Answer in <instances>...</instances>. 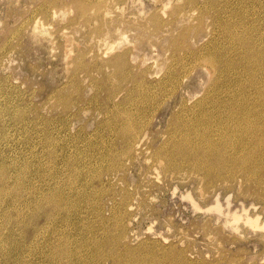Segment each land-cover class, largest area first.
Returning <instances> with one entry per match:
<instances>
[{
  "label": "rangeland",
  "instance_id": "rangeland-1",
  "mask_svg": "<svg viewBox=\"0 0 264 264\" xmlns=\"http://www.w3.org/2000/svg\"><path fill=\"white\" fill-rule=\"evenodd\" d=\"M189 2L0 0V119L6 130V135L0 136V171L5 169L9 176L7 184L12 187L15 172L24 169L29 183L21 188V192L26 186L35 185V204L37 207L41 204L42 208L36 221L42 226L38 227L37 234L35 232V241L40 242L35 256L24 252L30 261L58 264L59 260L47 259L43 250L57 253L65 248L77 250L80 246L87 252L86 264H93V254L98 250L95 246L101 244L103 251H112L110 244L115 242L112 245L120 252L121 264H181L186 258L191 264H264V237L260 240L256 230L246 223H242L239 230L225 226L223 217L219 218L220 211L207 209L216 202L214 197L207 200L208 205L201 207L202 210L197 207L195 200H201L200 188L208 190L212 186H206L201 178L203 173L197 169L178 165V161L165 155L172 151L169 150L172 148V131L182 118L187 121L193 117V120L199 119L210 110L220 113L213 107L230 97L236 107L243 100V109L247 111L260 105L255 93L258 87L264 92V0L218 1L230 7L227 24L231 25V31L251 38L260 36L255 50L261 51L263 61L259 67L254 65L256 73L246 69L247 63L241 58L244 55L242 47L232 43L229 35L220 34L218 22L215 25L209 15L214 7L207 4L206 9V0H197L193 6ZM245 10L247 17L244 18ZM157 17L165 19L167 24L159 25ZM240 24L247 25L243 28ZM254 26L257 29L253 32ZM210 52H216L220 57L221 69L214 79H209L210 62L205 58ZM231 58L237 61L235 66L229 67ZM167 63L176 65L181 75L189 72L176 91L175 81L163 83L159 80L168 68ZM183 64L187 70L182 69ZM122 69L127 71L128 77ZM189 107L195 109L194 115ZM193 120L189 124L191 129L195 127ZM131 125L145 150L135 151L125 145L122 137ZM136 149H139L137 145ZM156 155H160L159 158ZM160 160H165V166ZM255 182L264 185V177L260 175ZM53 192L63 193L69 208L72 204L70 210H78L76 214L68 208L61 211V215L72 218H52L55 217L51 214L54 213L52 207L42 206L46 203V193ZM123 200L125 205H121ZM127 202L131 204L127 205ZM221 202L227 210L226 198H221ZM251 202H255L256 207L262 204L258 199L246 201L247 204ZM7 204L2 214L0 211V220L2 215L8 214L14 219L20 212L30 213L27 206H22V211L8 207V211ZM234 206L232 203V210ZM45 211L51 215H45ZM6 223L3 230L11 241L10 251L19 239L15 238L18 235L16 229L7 230L14 220ZM45 230L46 239L43 236ZM25 236L29 241L34 233ZM87 236L92 237L93 242L86 240ZM171 245L174 251L169 250ZM21 252L22 249L16 247L12 258L0 254V264H22L17 256ZM109 253L107 251V255ZM160 255L163 257L159 258ZM174 256L175 260H171ZM104 258L99 256L96 263H113L111 256ZM73 264L82 263L75 261Z\"/></svg>",
  "mask_w": 264,
  "mask_h": 264
},
{
  "label": "bare ground",
  "instance_id": "bare-ground-1",
  "mask_svg": "<svg viewBox=\"0 0 264 264\" xmlns=\"http://www.w3.org/2000/svg\"><path fill=\"white\" fill-rule=\"evenodd\" d=\"M191 2V6L196 5V1L197 0H187ZM219 0H206L205 2V6L207 9V4H211L214 7V11L212 10V13H210L209 15L212 16V20L214 22V24L216 25L218 22L219 25V32L220 34H222L224 37H226L227 35H229L233 40L232 43L238 44V47H242L240 48L241 50L244 51V55L241 56V58L244 60L245 63H247L246 65V69L248 71H251L254 73L257 72L256 67H254L255 64H257L256 66H260V63H262L263 61V57H260V55L262 54L261 51L255 50V47H258L259 42H258V38H251L249 37L247 34L241 35V32L236 33V30L231 31V25L227 24L229 19L227 18V11L230 9V7L226 4L223 3H218ZM184 2V1H183ZM189 2V3H190ZM185 3V2H184ZM188 4V3H185ZM190 5V4H189ZM186 6V5H185ZM209 7V6H208ZM67 8V7H65ZM205 8V7H204ZM203 8V9H204ZM210 8V7H209ZM211 9V8H210ZM211 11V10H210ZM190 13V12H189ZM206 13V12H205ZM238 14V12H235ZM186 14V13H185ZM242 14V12H240V15ZM45 15L48 16V14L45 13ZM160 16V13L158 14ZM239 15V16H240ZM243 17H247V11L245 10L244 13L242 14ZM260 16V15H259ZM158 18V17H157ZM159 19V18H158ZM37 21V20H36ZM224 24H223V22ZM39 22V21H38ZM37 22V23H38ZM166 20L160 18L159 19V25L161 26H165ZM169 24V22H168ZM247 24H240V26H242L243 28L246 26ZM237 26V24H236ZM43 27V26H42ZM233 28V27H232ZM40 29H42L40 27ZM257 28L254 26L253 28V32L256 30ZM42 33L43 30H41ZM263 35V34H261ZM45 36V35H44ZM182 38V37H181ZM205 46V45H204ZM177 47H179L177 45ZM175 48V46H174ZM180 48V47H179ZM199 48V47H198ZM177 49V48H176ZM192 49V48H191ZM190 49V50H191ZM228 49V48H227ZM226 49V50H227ZM197 50V49H196ZM255 50V51H254ZM175 51V49L173 50ZM188 51V50H186ZM195 52V51H194ZM229 52V51H228ZM180 53V52H179ZM201 53V52H200ZM174 55V54H173ZM205 55V54H204ZM191 56V55H190ZM207 62H210V66L207 68L208 70V74H209V79H214L216 77V75H218L217 73L219 72V70L221 69L220 67V57L213 52H210L209 55H205ZM174 57V56H173ZM187 57V56H186ZM202 57V56H201ZM233 57V56H232ZM188 58V57H187ZM186 58V59H187ZM193 58V57H192ZM203 58V57H202ZM201 58V60H202ZM124 59V58H123ZM127 59V58H126ZM181 59V58H180ZM184 59V57H183ZM185 59V60H186ZM188 59H191L188 58ZM187 59V60H188ZM174 60V58H173ZM179 60V59H178ZM192 60V59H191ZM205 60V59H204ZM120 61V60H119ZM129 61V60H128ZM180 61H184V60H180ZM198 61V60H197ZM229 61V60H228ZM237 61V60H236ZM234 60V58H231V60L229 61V67H231L232 65L235 64L236 62ZM127 62V61H126ZM172 62V61H171ZM170 62V63H171ZM175 62V61H174ZM226 62V61H225ZM119 63V62H118ZM125 63V62H124ZM173 63V62H172ZM181 63V62H180ZM179 63V64H180ZM96 64V62H95ZM128 64V63H127ZM169 63H167V69L165 70V73L160 76L161 81H164L163 83H165V81H175V86H174V91L177 90V88H179V85L183 83L184 81V77L186 75H188V71H185V74H180V72L178 71V68L176 65L171 64L168 65ZM205 64V63H204ZM222 64V63H221ZM122 65H124L122 63ZM181 65V64H180ZM192 65V64H191ZM199 65V64H198ZM206 65V64H205ZM118 66V65H117ZM119 66L120 63H119ZM132 65H130L131 68ZM150 64L148 65L147 69H149ZM194 66V64H193ZM235 66V65H234ZM98 67V65H97ZM96 67V69H97ZM129 67V64L128 66ZM152 67V66H151ZM196 67V64H195ZM206 67V66H205ZM133 68V67H132ZM190 68V67H189ZM188 68V69H189ZM233 68V67H232ZM231 68V69H232ZM235 68V67H234ZM101 69V66L100 68ZM127 70V68H125ZM182 69L187 70L186 65L183 64ZM228 69V68H227ZM240 69V67H239ZM123 70V69H122ZM125 70V71H126ZM180 70V69H179ZM223 71H225V69L222 68ZM236 70V69H235ZM124 71V70H123ZM124 71V73H125ZM128 71V70H127ZM126 71V72H127ZM132 71V70H130ZM144 71V70H143ZM153 72V71H152ZM146 73V70H145ZM144 73V74H145ZM148 73V72H147ZM146 73V74H147ZM240 73V72H239ZM126 74V73H125ZM123 74V75H125ZM129 74V73H128ZM145 74V75H146ZM130 75V74H129ZM132 75V74H131ZM191 75V74H190ZM118 76V75H117ZM122 76V75H121ZM127 76V74L125 75ZM124 76V77H125ZM136 76V75H135ZM147 76V75H146ZM145 76V77H146ZM264 76V75H263ZM123 77V78H124ZM128 77V76H127ZM131 77V76H130ZM151 77V76H150ZM187 77V76H186ZM185 77V78H186ZM189 77V76H188ZM219 77V76H217ZM6 79V77H4ZM3 78V79H4ZM122 77H119V79ZM142 78H144L142 76ZM153 78V77H152ZM220 78V77H219ZM218 78V79H219ZM232 78V77H231ZM240 78V77H239ZM104 79V78H103ZM110 79V78H108ZM127 78H125L124 80H126ZM129 79V78H128ZM138 79V78H137ZM157 79V77H156ZM96 80V79H95ZM100 80V79H99ZM112 80V78H111ZM139 80V79H138ZM143 80H146L143 79ZM151 80V79H150ZM153 80V79H152ZM240 80V79H239ZM4 81V80H3ZM12 81V80H11ZM135 81H137L135 79ZM141 81V80H140ZM212 81V80H211ZM210 81V82H211ZM105 82V81H104ZM126 82V81H125ZM148 81H146L145 83H147ZM153 82V81H151ZM186 82V81H185ZM220 82V81H219ZM230 82V81H228ZM239 82V81H238ZM237 82V83H238ZM7 83V82H6ZM107 83V81H106ZM149 83V82H148ZM215 83V82H214ZM223 83V81L221 82ZM141 85V83H138ZM250 84H252V82H250ZM2 85V84H0ZM6 85V84H5ZM105 85V84H104ZM103 85V86H104ZM112 85V84H111ZM132 85V84H131ZM135 84H133L134 87ZM187 85V84H186ZM259 85V84H258ZM4 86V85H3ZM2 86V87H3ZM109 86V85H106ZM156 86V85H155ZM162 86V85H161ZM224 86V85H223ZM111 87V86H110ZM132 87V86H131ZM218 87V86H217ZM225 87V86H224ZM223 87V88H224ZM246 87V86H244ZM250 87H252L250 85ZM257 87V86H256ZM136 88V86H135ZM139 88V87H138ZM232 88V87H231ZM6 89V88H5ZM148 89V87H147ZM151 89V87H150ZM149 89V90H150ZM154 89V88H153ZM180 89V88H179ZM237 89V88H236ZM255 89V88H254ZM132 90V88H131ZM135 90V89H134ZM140 90V89H139ZM218 90V89H217ZM142 91V90H141ZM145 91V90H144ZM207 91V89H206ZM227 91V90H226ZM215 92V91H214ZM241 92V91H240ZM147 93V92H146ZM149 93V92H148ZM151 93V91H150ZM207 93V92H206ZM231 93V92H230ZM234 93V92H233ZM264 92H262V88L258 87L256 90V95H257V101H259V106L257 103L256 108H252L250 111L243 109L244 107V101L241 100L237 105V107L235 106V104L233 105V103L231 102V97L224 99L223 102L220 101L219 103H217V105H215L213 108H216V111L220 112L215 114L214 112L211 113V110L209 111V113H203V115L198 119L196 118L195 120L194 117L193 119L190 120H186L187 118H182L180 121H178L177 125L175 126V130L172 131V140H171V144L172 148H168L169 150L172 149V151L167 152L165 150V155L168 156L172 161L177 162L178 161V165H190L192 166L194 169H197L198 172L203 173L201 175V178L207 183L206 186L211 185L212 187L208 190H205L204 187L200 188L201 189V193L199 194V201L195 200V204L197 207H199L201 209V207L208 205L207 200L210 197H214L216 198V202L214 204H211L210 206H207L208 210L209 209H215L220 211L221 214H219V218L223 217V224L225 226H228L230 228H233L234 230H239L242 223H246L248 225H250L251 227L254 228V230H256V233H258L260 240L263 239L264 237V224H262V220L264 219V216L262 217L261 215L264 214V185L259 183V182H255L258 180L259 176H263L264 177V108L262 107V104L264 103ZM242 94V93H241ZM253 94V95H255ZM140 95V94H139ZM153 95V93H152ZM171 95V94H170ZM255 95V96H256ZM172 96V95H171ZM228 96V95H227ZM234 96V95H233ZM240 96V95H239ZM252 96V94H251ZM184 97V96H183ZM182 97V99H183ZM212 97V96H211ZM238 97V96H237ZM235 97V98H237ZM246 97V96H245ZM129 98V97H128ZM201 98V97H200ZM234 98V97H233ZM252 98V97H251ZM250 98V99H251ZM26 99V98H25ZM187 99V98H186ZM185 100V99H184ZM215 100V99H214ZM237 100V99H236ZM105 101V100H104ZM182 101V100H181ZM201 101V100H200ZM212 101V100H211ZM219 101V100H218ZM103 102V101H102ZM197 102V100H196ZM249 102V101H248ZM181 103V102H180ZM183 103V102H182ZM187 103V102H186ZM236 103V102H235ZM256 103V102H255ZM146 104V103H145ZM104 105V104H103ZM185 104H183L184 106ZM196 105V104H195ZM251 105V104H250ZM254 105V104H253ZM206 106V105H205ZM204 106V107H205ZM218 108H217V107ZM101 107V106H100ZM105 105L102 106V108L104 109ZM191 107V106H190ZM189 107V110L191 109ZM101 108V109H102ZM185 108V107H184ZM183 108V109H184ZM209 108V107H208ZM102 109V110H103ZM115 110V109H114ZM188 110V109H187ZM202 110V109H201ZM186 111V110H185ZM190 111L194 112L195 109L192 108ZM189 111V112H190ZM35 112H37L35 110ZM111 112V111H110ZM121 112V111H120ZM188 112V115H189ZM249 112V113H248ZM18 113V112H17ZM23 113V112H22ZM29 113V112H28ZM40 113V112H39ZM105 113V112H104ZM199 113H201V111H199ZM114 114V113H113ZM195 112L192 114L194 115ZM108 115V114H107ZM21 116V114L19 115ZM32 116V115H31ZM39 116V115H38ZM105 116V114H104ZM185 116V115H184ZM217 116L219 117V119H216ZM28 117V116H27ZM183 117V116H182ZM198 117V116H197ZM30 118V117H28ZM32 118V117H31ZM130 118V117H128ZM133 118V117H132ZM136 118V117H135ZM179 118V117H178ZM181 118V117H180ZM80 119V118H79ZM15 120V118L13 119ZM132 120V119H131ZM134 120V119H133ZM178 120V119H177ZM194 121L195 123V127L194 129H191L189 127V124L191 123V121ZM199 120V121H198ZM49 122V121H48ZM134 122V121H133ZM171 122V121H170ZM4 122L0 119V136H4L5 134V124H3ZM132 123V121L130 122ZM119 124V123H118ZM136 124V123H135ZM176 124V123H175ZM126 125V124H124ZM123 125V126H124ZM133 125V124H132ZM131 125V126H132ZM116 126V125H115ZM119 126V125H118ZM130 126V124H129ZM172 126V125H171ZM181 127L180 129H177L178 127ZM126 128V127H125ZM123 129V128H122ZM133 126L126 128L125 129V133L124 137L125 138V145L127 147H129L130 149L133 148V150L135 151H143L145 150L144 148H141L142 143L141 140H137L136 138L139 137V134H135L134 132ZM139 129V128H138ZM82 130V129H81ZM120 130V129H119ZM2 131V133H1ZM114 131V130H113ZM117 132V131H116ZM115 132V133H116ZM176 132V133H175ZM123 133V132H122ZM103 134V133H102ZM180 134V135H179ZM6 135V134H5ZM121 138V139H122ZM34 139V138H33ZM201 139V141H199ZM74 143V142H73ZM124 143V142H123ZM121 144V143H120ZM137 148H139L138 150L136 149V145ZM77 145V144H76ZM124 144L122 146H125ZM121 146V147H122ZM162 146V145H161ZM165 146V145H164ZM163 146V147H164ZM9 147V146H8ZM119 147V148H121ZM168 147V145H167ZM110 148V147H109ZM160 148V147H159ZM158 148V149H159ZM232 148V150H231ZM252 148H257L256 151L252 150ZM8 149V148H7ZM75 149V148H74ZM124 149V148H123ZM127 149V148H126ZM163 149V148H161ZM4 150V148H3ZM23 151V150H22ZM117 151V150H116ZM125 151V150H124ZM123 151V152H124ZM159 151V150H158ZM162 151V150H161ZM30 152V151H29ZM74 152V151H73ZM111 152V151H110ZM113 152V151H112ZM122 152V153H123ZM126 152V151H125ZM33 153V152H32ZM159 152H157L158 154ZM162 153V152H161ZM160 153V154H161ZM3 154V153H2ZM25 154V153H24ZM23 154V155H24ZM30 154V153H29ZM55 154V153H54ZM77 154V153H76ZM118 154V153H117ZM121 154V153H120ZM125 154V153H124ZM154 154V153H153ZM21 155V154H20ZM53 155V154H52ZM74 155V154H73ZM72 155V156H73ZM164 155V156H165ZM28 156V155H27ZM99 156V155H98ZM119 156V155H118ZM157 156V155H156ZM160 155H158L157 157L159 158ZM163 156V155H162ZM163 156V157H164ZM18 157V156H17ZM22 157V156H21ZM120 157V156H119ZM15 158V157H14ZM156 158V159H158ZM1 159V157H0ZM20 160V159H19ZM155 160V159H154ZM159 160V159H158ZM157 160V161H158ZM117 161V160H116ZM165 161V160H164ZM164 161L160 160V162L164 164ZM118 162V161H117ZM26 163V162H25ZM157 163V162H156ZM170 163V162H169ZM172 163V162H171ZM17 164V163H16ZM19 164V163H18ZM24 164V163H23ZM98 164V163H97ZM27 165V164H26ZM35 165V164H34ZM116 165V164H115ZM118 165V164H117ZM160 165V164H158ZM169 165V164H168ZM103 166V165H102ZM109 166V165H108ZM161 166V165H160ZM165 166V164H164ZM177 166V165H176ZM76 167V165H75ZM163 167V166H162ZM169 167V166H168ZM174 167V166H173ZM108 168V167H107ZM167 168V167H166ZM192 168V169H193ZM16 169V168H15ZM28 169V168H27ZM111 170V168H109ZM168 169V168H167ZM166 169V170H167ZM177 168H175L176 170ZM102 170V169H101ZM164 170V168L162 169ZM173 170V169H172ZM174 172H177L175 171ZM29 171V170H27ZM165 171V170H164ZM183 171V170H182ZM185 171V170H184ZM196 171V170H195ZM56 172V171H55ZM104 172V169H103ZM106 172V171H105ZM109 172V171H108ZM114 172V171H113ZM167 172H169L167 170ZM193 172V171H192ZM28 173V172H27ZM164 173V172H163ZM241 173V174H240ZM111 174V173H110ZM168 174V173H167ZM173 174V171H172ZM170 174V176L172 175ZM181 174V171H180ZM179 174V175H180ZM191 174V173H189ZM193 174V173H192ZM195 174V173H194ZM193 174V175H194ZM15 177L13 178V186H9L7 184V179L9 178L7 172H5V169L2 170V172L0 171V211L2 214V210L4 209V205H6V203H8L7 205V209L8 211L10 210L8 207L10 208H17V210H21L22 206H27L28 207V212L30 211V213H24L20 212L19 215L14 219L10 216V215H6L4 217V215H2V219L0 220V254L8 256L10 258H12L13 256V250L17 248L22 249L21 253H18L17 256L20 257V263L22 264H35V262L33 260L30 261V258L27 257V254H25L24 252L27 251L29 255H34L35 256V251H36V246L40 244L39 241H35V232L37 234L38 230L40 229V226H38V222L36 221V218H38L41 214V204L37 207V205L35 204V185H28L24 188V190L21 192V188L26 184L29 183L27 180V176H26V171L24 169H21L20 171L15 172ZM28 175V174H27ZM49 175V174H48ZM114 175V174H113ZM166 175V173L164 174ZM176 175V174H175ZM108 176V175H107ZM116 176V175H114ZM118 176V175H117ZM196 176V175H195ZM47 177V176H46ZM167 177V176H165ZM174 177V176H173ZM172 177V179H173ZM191 177V175H190ZM108 179V178H107ZM111 179V178H110ZM199 179V178H198ZM255 180V181H254ZM174 181V180H173ZM202 181V180H201ZM36 182V181H35ZM151 182V181H150ZM217 182V183H216ZM200 183V182H199ZM202 183V182H201ZM38 184V183H37ZM139 184V183H138ZM141 184V183H140ZM8 185V186H7ZM118 185V184H117ZM115 185V186H117ZM136 185V184H134ZM144 185V184H143ZM141 185V186H143ZM109 186V184H108ZM107 186V187H108ZM111 186V185H110ZM140 186V185H139ZM136 186H134L135 188ZM144 187V186H143ZM142 187V188H143ZM152 187V186H151ZM201 187V186H200ZM118 188V186H117ZM127 188V187H125ZM140 188V187H139ZM198 188V187H197ZM209 188V187H206ZM38 189V188H37ZM60 189V188H59ZM72 189V188H71ZM137 189V188H136ZM141 189V188H140ZM139 189V190H140ZM145 189V188H144ZM199 189V188H198ZM47 190V189H46ZM80 190V189H79ZM97 190V189H96ZM100 190V189H98ZM126 190V189H125ZM130 190V189H129ZM142 190V189H141ZM195 190V189H194ZM48 191V190H47ZM101 191V190H100ZM198 191V190H197ZM16 192V193H15ZM24 192V193H23ZM98 192V191H97ZM45 193V192H44ZM48 193V192H47ZM44 196V198L46 197V203L42 204L45 205V207H52V209L54 210V213L52 212L51 214L54 215L55 217L52 218H56V217H61L63 219L68 220L69 218H72L73 216H64L61 215V211L65 210V209H69V204H67V200L65 195H63V193H50ZM81 193V192H80ZM101 193V192H100ZM110 193V192H109ZM112 193V192H111ZM19 194V195H18ZM116 194V192H115ZM121 194V193H120ZM145 194V193H144ZM18 195V196H16ZM122 195V194H121ZM150 195V194H148ZM12 196V197H11ZM15 196V197H14ZM130 196V193H129ZM141 196V195H140ZM115 197V196H114ZM132 197V196H131ZM148 198V197H147ZM221 198H226V202L228 205L227 210H225V208L223 207V204L221 202ZM236 198V202L234 201V199ZM41 199V198H40ZM116 199V198H115ZM129 199V198H128ZM131 199V198H130ZM141 199V198H140ZM145 199V197H144ZM249 199H258L262 202V204L259 207H256V203L255 202H251L250 204H247L246 201ZM126 200V199H125ZM138 200V199H137ZM146 200V199H145ZM140 201V200H139ZM42 202V200H41ZM126 202V201H125ZM145 202V201H144ZM118 203V202H117ZM234 203L235 204V208L234 210L231 209V204ZM125 205L124 200L121 201V205ZM131 202H127V205H130ZM143 204V202H142ZM146 204V202H145ZM194 204V206H195ZM240 204V205H239ZM36 205V206H35ZM90 205V203H89ZM88 205V206H89ZM117 205V204H116ZM139 205V204H138ZM85 206V205H84ZM140 206V205H139ZM138 207V206H137ZM120 209V208H119ZM124 209V208H123ZM128 209V208H127ZM133 209V208H132ZM16 210V209H15ZM14 210V211H15ZM25 210V211H27ZM116 210V209H115ZM196 210V209H195ZM202 210V209H201ZM22 211V210H21ZM48 211V210H47ZM73 214H76V212L78 210H70ZM121 211V210H120ZM126 211V210H125ZM113 212V211H112ZM118 212V211H117ZM46 213V211H45ZM51 215L49 212H47L45 215ZM78 216V215H77ZM76 216V217H77ZM212 216V215H211ZM210 216V217H211ZM84 218V216L82 217ZM81 218V219H82ZM88 218V217H87ZM89 219V218H88ZM14 220V224L11 227H8L7 230H11V229H16L18 235L15 237L17 239H19L17 246L12 248V250L10 249V251H8L9 247L11 246V241L9 240V236L7 235V233L5 232V229L3 230L5 223L8 221V223H12V221ZM210 223H212L211 220H209ZM126 223V222H125ZM7 224V223H6ZM124 225V221L122 223ZM127 226L129 223H126ZM205 224V223H204ZM11 225V224H10ZM50 225V224H49ZM104 225V224H103ZM117 225V224H116ZM45 226V225H43ZM125 226V225H124ZM39 227V229H38ZM62 227V226H61ZM114 228V226H112ZM123 227V226H122ZM121 227V228H122ZM126 227V226H125ZM124 227V228H125ZM93 228V227H92ZM218 228V227H217ZM38 229V230H37ZM80 229V228H79ZM215 229V228H214ZM248 229V228H247ZM47 230V229H46ZM44 231L43 236H45L44 239H46L47 236V231ZM119 230V229H118ZM117 230V231H118ZM123 231L126 229H122ZM128 230V229H127ZM224 230V229H223ZM103 231V230H102ZM32 232L34 233V236L32 240H27L25 234ZM40 232H42V230H40ZM39 232V233H40ZM125 234V232H123ZM127 234V232H126ZM125 234V235H126ZM32 235V234H31ZM101 235V234H100ZM25 236V237H24ZM29 236V235H28ZM226 236V234H225ZM244 236V235H243ZM48 237V236H47ZM107 237V236H106ZM115 237V236H114ZM114 237H111V239L114 242ZM229 237V236H228ZM63 238V237H62ZM98 238V237H97ZM248 238V237H246ZM31 239V238H30ZM79 239V238H78ZM104 239V238H103ZM164 239V238H163ZM86 240H88L89 242L92 240L93 242V238L87 236ZM124 240V239H123ZM126 240V239H125ZM124 240V242H125ZM143 240V239H142ZM146 240V239H145ZM152 240V239H151ZM155 240V239H154ZM165 240V239H164ZM163 240V241H164ZM229 240V239H228ZM259 240V241H260ZM264 240V239H263ZM98 241V240H97ZM100 241V239H99ZM147 241V240H146ZM150 241V238L149 240ZM153 241V240H152ZM82 242V241H80ZM88 242V244H89ZM91 242V243H92ZM102 242V241H101ZM159 242V240H158ZM162 242V241H161ZM220 242V241H219ZM68 243V242H67ZM70 243V242H69ZM105 242H102V244H105ZM115 243V242H114ZM112 243V244H114ZM148 243V242H147ZM153 243V242H152ZM151 243V245H152ZM155 243V242H154ZM157 243V242H156ZM166 243V242H164ZM163 243V244H164ZM78 244V243H76ZM84 244V243H83ZM112 244H110V246L113 248V250L111 251L110 249L107 250L110 253L107 255V251H103L101 248V244L100 245H96L95 248L98 249L94 254H93V259H92V263L93 264H104V261H102L101 263H96L97 259L99 258V256H103V257H107V256H111L113 263L112 264H121L119 262V251L117 250L116 247H114ZM122 244V243H121ZM221 244V243H220ZM48 245V244H46ZM90 245V244H89ZM127 245V244H126ZM129 245V244H128ZM127 245V246H128ZM145 245V244H144ZM149 245V244H148ZM158 245V244H156ZM71 246V245H69ZM107 246V245H106ZM130 246V245H129ZM143 246V245H142ZM174 246V245H173ZM78 249H69V248H65L64 251L62 252H52V250H43V254L45 255V257L47 259H55V260H59L58 264H73L75 261H80L82 264H86L87 263V252L86 250H84L83 247L77 246ZM104 247V246H102ZM145 247V246H144ZM147 247V246H146ZM172 247V245H171ZM169 250H173L172 249ZM178 247V246H177ZM176 247V248H177ZM44 248V247H43ZM100 248V249H99ZM107 248V247H106ZM130 248V247H129ZM129 248H127L129 250ZM158 248V247H157ZM161 247H159L160 249ZM120 249V248H119ZM145 249V248H144ZM175 249V248H174ZM95 250V249H94ZM146 250H148L146 248ZM167 250V249H165ZM169 250H167L168 253ZM159 251V250H158ZM174 251V250H173ZM132 252V251H131ZM147 252V251H146ZM153 252V251H152ZM166 252V251H164ZM172 252V251H171ZM177 252V250H176ZM182 252V251H181ZM138 253V252H137ZM80 254V255H79ZM126 254V253H125ZM163 254V253H162ZM173 254H175L173 252ZM179 253H177L178 255ZM183 253H181L182 255ZM138 255V254H137ZM140 255V254H139ZM152 255V254H151ZM179 255V256H181ZM91 256V255H90ZM145 256V255H144ZM159 256V255H158ZM162 258L163 256L160 255ZM167 256V255H166ZM173 256V255H172ZM179 256H177L176 258H178ZM184 256H186L184 254ZM92 257V256H91ZM132 257V256H130ZM136 257V256H135ZM138 257V256H137ZM149 257V256H148ZM152 257V256H151ZM104 258V259H105ZM127 258V257H126ZM139 258V257H138ZM145 258V257H143ZM158 258V260H159ZM175 258V256L171 259L173 260ZM137 259V258H135ZM146 259V258H145ZM154 259V258H153ZM132 260V259H131ZM138 260V259H137ZM157 260V261H158ZM175 260V259H174ZM129 261V260H128ZM140 261V259H139ZM149 261V260H148ZM170 260H168L167 262H169ZM155 262V261H154ZM162 262V261H161ZM165 262V261H164ZM78 263V262H77ZM108 263V262H107ZM123 263V262H122ZM136 263V260H135ZM139 263V262H138ZM137 263V264H138ZM148 263V262H147ZM170 263V262H169ZM173 263V261H172ZM175 263V262H174ZM255 263V262H254ZM54 264H57L56 262ZM131 264V263H130ZM156 264V263H155ZM181 264H191V260L189 261V259H184L183 263ZM200 264H203L202 262H200Z\"/></svg>",
  "mask_w": 264,
  "mask_h": 264
}]
</instances>
